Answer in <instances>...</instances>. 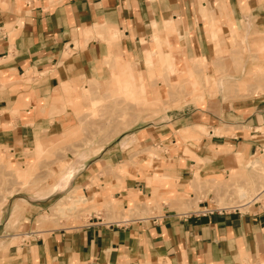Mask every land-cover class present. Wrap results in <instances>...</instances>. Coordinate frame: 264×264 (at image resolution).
<instances>
[{"label": "crops", "instance_id": "0c3cea01", "mask_svg": "<svg viewBox=\"0 0 264 264\" xmlns=\"http://www.w3.org/2000/svg\"><path fill=\"white\" fill-rule=\"evenodd\" d=\"M247 74L264 76V0H0V160L77 137L116 76L150 107L66 152L54 190L6 200L0 264H264V77ZM229 176L254 191L218 207ZM70 191L88 212L34 229Z\"/></svg>", "mask_w": 264, "mask_h": 264}, {"label": "rangeland", "instance_id": "374dc122", "mask_svg": "<svg viewBox=\"0 0 264 264\" xmlns=\"http://www.w3.org/2000/svg\"><path fill=\"white\" fill-rule=\"evenodd\" d=\"M261 77L264 76L261 74H247L242 80V86L248 84L250 78L259 81ZM114 82V87H117L116 90L109 91L108 93L97 90L96 100L92 98L93 101L91 100L90 106L81 113L76 128L77 132L75 133L77 137L72 136L54 140V142L52 139H49L44 144L43 150H41L42 144L39 142L35 146L36 152H28V156L26 155L23 159L8 158L0 160V207L5 205L6 200L11 196L17 197L22 194L36 196L47 193V190H54L53 186L49 188L48 185L52 183L55 185V181L59 178L61 172L58 170V167L62 158L65 157L66 152L75 155L74 152L82 148H87L89 144L96 141V139H93L95 135H105L106 133L112 136L116 135L130 125V119L137 111L150 108L147 105L142 106L136 98L135 92L130 90V88L129 90H125L120 76H116ZM104 140V138L101 140L97 139V142L100 143ZM56 150L61 153L60 156L53 154ZM259 172L261 175H264L263 170ZM230 180H233L232 176L221 181V183L216 182L209 185L213 190L215 204L218 207L224 204L233 206L238 201L241 202L248 199L250 197L249 195H251L250 193L254 191L253 187L234 185ZM239 190L246 192L247 196L242 198ZM67 196H71V201H78L77 205L71 202L75 209L66 211L64 214L54 213L51 210L52 207L62 199H67ZM56 197L53 196L51 199ZM83 199L81 195L70 191L65 197L53 202L47 211L36 217L32 225L33 228L48 229L58 227L62 225L58 223L61 220L69 223L78 214L84 216L88 212V209L86 207V201H83ZM223 199H229V202L223 204ZM15 237L16 235L13 236L12 240L10 239L8 244L14 243L19 239V237Z\"/></svg>", "mask_w": 264, "mask_h": 264}, {"label": "bare ground", "instance_id": "6f19581e", "mask_svg": "<svg viewBox=\"0 0 264 264\" xmlns=\"http://www.w3.org/2000/svg\"><path fill=\"white\" fill-rule=\"evenodd\" d=\"M181 80V79H180ZM178 81V80H177ZM264 171V170H263ZM76 188V187H75ZM240 189V188H239ZM73 190V189H72ZM241 190V189H240ZM239 190V191H240ZM241 192V197H246V192L244 191H240ZM72 198L71 196H67V199H62L61 201H59L58 203H56L53 207H52V211H54V213H59V214H64L66 211H71L74 210L75 207L71 204V202H74L75 205L78 204L77 200H73L71 201ZM84 201V199H83ZM2 202V201H1ZM48 215V214H47ZM13 238V237H12Z\"/></svg>", "mask_w": 264, "mask_h": 264}]
</instances>
